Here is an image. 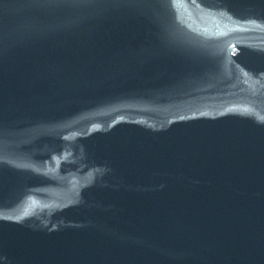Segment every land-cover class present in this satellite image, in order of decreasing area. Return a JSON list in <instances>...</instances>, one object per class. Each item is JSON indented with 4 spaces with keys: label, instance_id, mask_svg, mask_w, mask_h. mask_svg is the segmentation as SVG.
<instances>
[{
    "label": "water",
    "instance_id": "water-1",
    "mask_svg": "<svg viewBox=\"0 0 264 264\" xmlns=\"http://www.w3.org/2000/svg\"><path fill=\"white\" fill-rule=\"evenodd\" d=\"M0 264H264V0H0Z\"/></svg>",
    "mask_w": 264,
    "mask_h": 264
}]
</instances>
